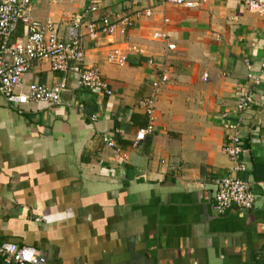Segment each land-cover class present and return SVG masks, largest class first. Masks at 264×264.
<instances>
[{
  "label": "crops",
  "instance_id": "obj_1",
  "mask_svg": "<svg viewBox=\"0 0 264 264\" xmlns=\"http://www.w3.org/2000/svg\"><path fill=\"white\" fill-rule=\"evenodd\" d=\"M187 1L201 5L33 0L30 18L56 22L63 38L90 6L99 8L90 19L141 17L126 35L84 43L79 64L98 68L111 96L48 61H34L24 84L66 79L59 104L31 102L19 113L0 94V243L34 247L46 264H264V14L243 0ZM25 30L20 23L12 41ZM158 31L169 41L155 40ZM114 50L123 66L110 61ZM241 89L255 104L241 130L247 170L236 176L256 204L218 213L215 182L233 167L223 114ZM150 98L152 123L139 105ZM149 124L153 134L137 141Z\"/></svg>",
  "mask_w": 264,
  "mask_h": 264
},
{
  "label": "built area",
  "instance_id": "obj_2",
  "mask_svg": "<svg viewBox=\"0 0 264 264\" xmlns=\"http://www.w3.org/2000/svg\"><path fill=\"white\" fill-rule=\"evenodd\" d=\"M165 2H172L189 9L201 5L187 0H165ZM243 3L249 12L264 14V0H243ZM32 4L33 0H0V94L4 96L7 103L22 113L23 108L31 102L46 103L49 106L61 102L62 94L67 89L66 79L55 87L35 83L27 86L24 84V78L34 61H48L52 70L65 75L73 74L80 86L111 96L113 94L111 84L103 77L99 69L79 64L84 59V43L96 42L100 37L116 33L126 35L135 28L141 14L116 19L100 15L90 19L89 16L99 13L98 6H90L85 13L73 18L71 24L66 27V36L63 38L56 22L51 20L42 22L30 18ZM20 23L25 24V36L21 41H12ZM153 38L158 41H169L164 31L155 32ZM167 45L169 50L176 49L175 44ZM109 58L120 66L126 63V55L119 50L112 51ZM73 61H77L78 64ZM248 76L255 83L260 82V77L252 72ZM167 80L168 77L163 75L161 82ZM159 82H154L155 91L159 87ZM254 104V93L241 89L237 95L236 105L223 114V125L227 136L222 152L229 157L233 167L229 174L215 182L214 207L218 213H223L232 206L241 211H250L256 204V195L250 183L236 176L237 173L247 170L246 163L242 159L244 142L241 130L244 119ZM139 105L146 111L152 123L155 112L154 98L144 99ZM151 134H153V126L149 124L148 127L138 131L136 139L143 141ZM103 140L116 152H120L112 136L106 135ZM0 258L5 264L47 263L46 257L36 248L11 242L0 243Z\"/></svg>",
  "mask_w": 264,
  "mask_h": 264
}]
</instances>
